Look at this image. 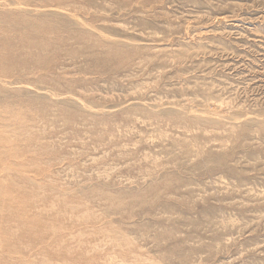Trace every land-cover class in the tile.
I'll return each mask as SVG.
<instances>
[{
  "label": "rangeland",
  "instance_id": "1",
  "mask_svg": "<svg viewBox=\"0 0 264 264\" xmlns=\"http://www.w3.org/2000/svg\"><path fill=\"white\" fill-rule=\"evenodd\" d=\"M0 264H264V0H0Z\"/></svg>",
  "mask_w": 264,
  "mask_h": 264
}]
</instances>
